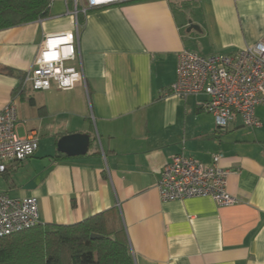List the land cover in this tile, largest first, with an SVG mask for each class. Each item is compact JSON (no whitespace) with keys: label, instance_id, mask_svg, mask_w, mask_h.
Returning <instances> with one entry per match:
<instances>
[{"label":"crops","instance_id":"1","mask_svg":"<svg viewBox=\"0 0 264 264\" xmlns=\"http://www.w3.org/2000/svg\"><path fill=\"white\" fill-rule=\"evenodd\" d=\"M48 16L0 30V109L15 100L23 135L52 144L0 174V191L36 196L41 223L71 224L118 211L136 264H264V106L260 127L241 116L218 128L204 95L161 97L178 55L234 53L264 38V0H136L80 14L73 89L14 93L46 33L74 30L73 0H50ZM24 77V76H23ZM89 133L85 155L55 158L57 141ZM39 143V139H38ZM181 151L210 162L223 154L228 190L164 201L157 183Z\"/></svg>","mask_w":264,"mask_h":264},{"label":"built area","instance_id":"2","mask_svg":"<svg viewBox=\"0 0 264 264\" xmlns=\"http://www.w3.org/2000/svg\"><path fill=\"white\" fill-rule=\"evenodd\" d=\"M68 12L74 18V30L46 33L38 47L33 67L24 74L22 88L32 91L73 89L85 81L78 60L80 14L95 8L136 0H73ZM175 95L186 99L204 95V109L214 116L218 128H226L241 116L243 123L260 127L256 113L264 106V38L234 53L203 54L183 50L178 55L176 80L161 97ZM38 137L18 132L15 100L0 109V174L10 163L21 162L35 154ZM223 154L214 153L203 162L185 151L173 154L162 167L157 188L164 201L191 197H210L218 205L231 206L239 199L228 190L231 169L222 165ZM40 203L36 196L13 197L0 191V236L20 231L41 222Z\"/></svg>","mask_w":264,"mask_h":264},{"label":"trees","instance_id":"3","mask_svg":"<svg viewBox=\"0 0 264 264\" xmlns=\"http://www.w3.org/2000/svg\"><path fill=\"white\" fill-rule=\"evenodd\" d=\"M50 0H0V30L49 14ZM85 16V15H84ZM23 75L14 93L23 97ZM65 154L57 152L55 158ZM16 163V162H14ZM11 164V163H10ZM9 170L7 166L5 174ZM0 264H136L117 210L71 223H41L0 236Z\"/></svg>","mask_w":264,"mask_h":264},{"label":"water","instance_id":"4","mask_svg":"<svg viewBox=\"0 0 264 264\" xmlns=\"http://www.w3.org/2000/svg\"><path fill=\"white\" fill-rule=\"evenodd\" d=\"M92 143L89 133H70L61 136L57 141V151L67 156L85 155Z\"/></svg>","mask_w":264,"mask_h":264},{"label":"rangeland","instance_id":"5","mask_svg":"<svg viewBox=\"0 0 264 264\" xmlns=\"http://www.w3.org/2000/svg\"><path fill=\"white\" fill-rule=\"evenodd\" d=\"M26 89H28V88H26ZM18 132H19L21 135H23V130H22V129H18ZM38 139H39V145H40V148H41V149H44V148L47 147V145L52 144V139L48 138L47 136H43V137L38 138ZM37 150H38V148H37ZM37 150H36V151H37Z\"/></svg>","mask_w":264,"mask_h":264}]
</instances>
